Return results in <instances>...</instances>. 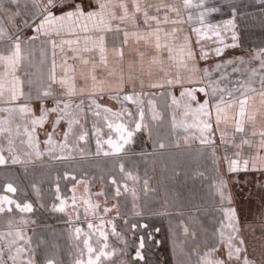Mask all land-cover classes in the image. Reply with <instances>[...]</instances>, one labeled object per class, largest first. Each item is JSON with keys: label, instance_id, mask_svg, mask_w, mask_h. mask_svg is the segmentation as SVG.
<instances>
[{"label": "crops", "instance_id": "obj_1", "mask_svg": "<svg viewBox=\"0 0 264 264\" xmlns=\"http://www.w3.org/2000/svg\"><path fill=\"white\" fill-rule=\"evenodd\" d=\"M82 2L87 10L89 0ZM120 2L111 0L117 16L123 14ZM124 2L131 15L132 0ZM5 3L6 0H0V4ZM139 3L142 9L152 5L148 8L149 15L157 16L161 23L151 21L149 27L141 12L136 13L134 21L114 20L112 31L85 33L77 29L75 34L65 32L51 37L41 34L35 40H29L36 35L32 29L23 28L21 61L16 69L23 95L9 102L5 93L0 98V109H18L28 104L32 111L22 115L18 111L0 110L3 122L0 127L6 130L0 135V154L7 161L0 165V197L13 201L8 204L0 200L4 209L0 212V264H29V261L87 264L88 246L94 249L92 259L101 249L110 253L101 256L97 264H197L198 258L212 248L216 251L209 259H227L229 235L236 237L234 244L239 239L244 241L241 255H246L251 264H264V160L259 159L264 157V150L259 148L262 139L259 133L264 131V102L259 94L262 84L258 83L259 76L264 79V71L257 64L259 57L264 58V0L237 2L245 9L236 18V41L242 48L228 55L232 58L229 61H233L229 64L233 67L232 97L238 100L245 92L248 97L243 132L235 131L238 103L227 110V122L222 120L217 127L215 108L211 105L221 93L211 95L209 88L210 94L206 96L199 91L210 80L218 89L226 87L218 77L221 67L217 71L219 64L210 59L212 41L219 42L222 37L219 31L210 28L208 10L215 8L210 0H191L190 7H185L184 0H139ZM161 5H170L178 12ZM205 9L206 13L201 11ZM165 13L167 23L163 22ZM23 19V15L17 17L16 24L22 25ZM116 24H120L121 31L115 30ZM195 24L203 25L199 33L194 32ZM157 27L161 44L173 48V59H169L167 47L156 49ZM0 28L6 32L0 39V54L7 55L13 43L9 37L14 39L16 27L2 14V9ZM99 35L104 37L106 64L100 63ZM52 39L57 44L55 49ZM62 40L73 43L62 45ZM188 48L195 53V59L186 61L188 67L184 68L179 62ZM201 50L207 53L205 59L200 58ZM81 58L96 63L97 81L102 83L97 84L95 97L89 96L92 81L89 79V87H85L81 77L82 72H90L92 63L85 66ZM53 63L57 82L52 83L53 95L43 101L44 107L54 108L56 100H61L69 104L67 111L71 116L62 118L54 131L58 113H49L43 126H35L30 146L25 129L31 130V119L40 115L41 101L36 96L51 83ZM193 64L196 71L190 70ZM70 68L75 72L69 71ZM204 69L208 70V76ZM66 73L70 83L74 76L76 85L71 96L65 95V88L59 84ZM243 79L248 84H243ZM154 84L159 86L153 87ZM186 90H192L195 99L181 96ZM117 94L120 100L113 98ZM123 95H134L138 102L124 101ZM93 98L100 108L92 104ZM206 99L212 112V128L204 136L211 143L202 144L201 132L195 125L208 118L197 114L195 109ZM105 108L111 112H105ZM140 109L144 112L141 129L134 132L120 153H114L106 141L109 138L118 141L115 125L122 123L134 129L135 122L140 120ZM69 119L78 122L72 124L65 142ZM109 123L113 124L112 129L108 128ZM49 133H53L51 145L45 143ZM83 133L86 138L80 140ZM97 140L101 142L99 148ZM245 140L248 143H243ZM37 151L41 155L37 156ZM105 152L110 154L104 155ZM14 157L16 163L12 162ZM234 160L238 161L237 170L231 171ZM220 180L225 186L218 190ZM8 184L16 191L8 192ZM25 204L31 205L30 211L21 210ZM229 208L235 211L231 223L239 229L236 233L228 227L225 210ZM89 224L93 227L89 228ZM185 227L188 233L184 232ZM193 232L195 236L191 235ZM17 249L23 251L18 253Z\"/></svg>", "mask_w": 264, "mask_h": 264}, {"label": "snow or ice", "instance_id": "obj_2", "mask_svg": "<svg viewBox=\"0 0 264 264\" xmlns=\"http://www.w3.org/2000/svg\"><path fill=\"white\" fill-rule=\"evenodd\" d=\"M93 5H95L93 7ZM111 0H89L88 9L86 10L82 0H6L5 4H0V9H2V14L4 16H7L10 18V21L15 24L16 27V34L13 39V37H9V39H12V50L9 52V54L4 55L0 54V98H3L5 93H8L9 102H15L19 96L23 95V92L21 91L20 85L21 81L18 76H16V69L21 61V34L23 31V28H31L32 31L36 34L34 36H30L29 40H35L39 37V35L43 34L45 36L51 37L53 35L60 36L62 33H69V34H75L76 30L79 29L85 33L88 32H96V33H102L105 31H112L113 30V21L119 20L121 23L128 19L135 20L136 13L143 14L144 23L151 26V21H155L157 25L161 23L159 18L154 15H149L148 8L152 7V5H147L142 9L141 4L139 3V0H132V7L134 11L129 13L128 5L124 2V0H121L119 3V8L122 9L123 14L120 16H117L115 11H113V8L116 7V5H111ZM185 7L191 6V0H184ZM162 8H167L169 11L178 12V9L173 8L170 5H161ZM160 9L158 8L157 11ZM57 12L60 14L57 15ZM23 24H16V18L22 16ZM191 19V17H189ZM201 20L203 21V14H201ZM165 23L168 22V16L165 13L164 15V21ZM173 23H177V21H172ZM231 23V22H229ZM116 31H121L120 24L115 25ZM195 32L199 33L200 29H194ZM160 29L157 27L155 29V36H156V49L159 51L162 48L167 47L169 52V59H173L172 52L173 48L169 47L167 44L162 45L160 42V36H159ZM176 32V29H173V34ZM6 34L4 28H0V39L4 37ZM153 33H150V35ZM124 37H125V43L127 42L128 32L124 31ZM90 39V37H88ZM99 41V52H100V63L106 64V49L104 46V37L103 35H99L97 37ZM185 41H187V37L184 38ZM52 43L53 48L57 46L55 39H52L50 41ZM73 43L71 40H62L61 44H71ZM78 43V41H77ZM197 43H199V36L197 39ZM90 49L85 48V51H89ZM184 49L181 47V52H183ZM216 54H221V49L217 48ZM119 55H123L122 51L119 52ZM207 57V53H205L203 50H201V59H205ZM75 58V57H74ZM195 59V53L191 50V48H188L187 52L184 56L181 57L180 65L184 68H187V62L189 60ZM82 64L87 66L89 63H92V68L90 72L81 74L82 79L85 81V87H89L87 84V81L90 79L92 81L91 88L93 91L89 92L90 97H95L96 92L95 89L97 87L98 82L97 76L95 74L96 70V63L94 60L89 59H83ZM154 62L155 58H154ZM222 67L221 65H217V71ZM261 67H264L262 65ZM191 71H196L195 65L193 64ZM69 71L72 73L75 72L74 68H70ZM204 74L206 76L209 75L208 70H203ZM50 81L51 83L48 84V86L44 89H41L36 99L41 101V109H40V115L38 117L31 119V125L32 128L29 130L28 128L25 129L26 133L29 136V145L31 146L32 140H33V134L35 132V126H43L44 122L47 120V117L49 113H58L57 119L53 124V130L55 131V125L59 124L60 120L64 118L65 116H71V113L67 111L69 108V104L65 103L61 100H56V107L54 108H46L44 107L43 101L53 95L52 92V83H56V77H55V64L53 63V69L52 73L50 75ZM179 80V76H177V81ZM169 84L172 83L171 80L168 81ZM216 85L219 84V81L214 82ZM59 84L61 87L65 88V95H73L76 92V85L74 83V76L72 77V82H69V79L62 78L59 80ZM213 82L210 80L208 85H205L204 87L199 88L200 92H203L206 96H208L210 93L208 89H211V95H216V93L219 91L221 95L219 96V99L216 101L215 104L211 105V107L215 108V123L217 127H219L222 120L226 123L227 122V110L231 109L233 104L238 103V117L236 123H235V131L236 132H243L244 131V117L246 115V107L248 103V97L246 92L242 93V98H239L238 100L234 99L232 97V92H227V99L225 98V95L223 94L225 90L218 89V87L212 86ZM262 88L259 92L260 96L262 97V102H264V79L261 80ZM153 87H157L159 85H152ZM81 92L84 91V88L82 87L80 89ZM251 91L255 92L256 89H251ZM187 95L191 97L192 99H195L193 96L192 90H186L185 92L181 93V96ZM117 100H120L121 97L119 94H117L115 97H113ZM31 99V97H29ZM122 99L124 101H130L133 103H137L138 100L134 97V95H123ZM175 99V98H174ZM61 104H63V107H61ZM81 104H83V101H81ZM92 104H94L97 108H100L101 106L96 104L95 99H92ZM77 107H80V105H77ZM2 111H9V112H16L18 111L20 114H27L30 113L32 110L28 106V104H24L22 106H19V108H9V109H0ZM105 112H111V109L105 108ZM126 112V110H125ZM195 112L199 115H202L203 117H206L208 119L200 120L199 124L195 125L199 128L201 132V143H211V141L204 136L205 132H209L212 128V124L210 123L212 112L210 111V105L209 100H205L202 104H199L198 108L195 109ZM96 115H99V112L95 113ZM113 115H118L117 113H113ZM128 116H131L132 114L130 112H127ZM139 117L140 120L135 122L134 129H128L126 128L122 123L115 125V131L119 134L118 141H113L111 138H109L106 143L111 147L114 153H120L124 147L125 144H128L134 135L135 131H139L142 127V121L144 117V112L142 109L139 110ZM157 116L154 113L153 119H156ZM250 119H254V117H250ZM75 119H69L68 124V131L64 132V138L65 142L67 141V137L69 133L72 130V124L77 123ZM3 122L0 121V124ZM202 125V126H201ZM108 128L112 129L113 124L109 123ZM6 130L3 127H0V135H2ZM255 134V133H254ZM52 135L53 133L48 134V140L45 141L46 144L51 145L52 144ZM86 133H83L79 136L80 140H85ZM261 136V142L259 144V148L264 150V131H261L259 133ZM221 140H224V134H221ZM100 140H97V146L99 148L100 146ZM243 143H248L247 140L243 141ZM12 144V141L9 140V145ZM61 147H64V145H61ZM161 148L164 147L163 144L160 145ZM239 147V146H237ZM13 149L10 147L9 151H12ZM109 152H105L104 155H109ZM36 155L39 156L41 153L39 151L36 152ZM61 158V157H56ZM259 159L264 160V157H260ZM7 161L5 160L4 156L0 154V165L5 164ZM13 163L17 162V159L14 157L12 160ZM238 161H231V171L237 170ZM245 168H247L248 161H244ZM255 166V164H254ZM121 171H123V165L120 166ZM113 183H115V180H113ZM225 186V183L223 180H220L218 184L216 185L218 190H221ZM6 190L8 192H15L16 189L11 185L8 184L6 187ZM117 194H119V189H117ZM221 198L223 199V193L221 191ZM0 200L7 201L8 204H12L13 201L8 200L7 197H0ZM73 202H75V198H73ZM17 207L19 208L20 205L17 204ZM22 211H30L31 205L25 204L24 207L21 209ZM63 210V208H61ZM3 207H0V212H3ZM105 211H108V209H105ZM226 217L229 221L228 227L232 228V231L234 233L238 232L239 229L232 225L231 221L235 218V211L234 209H227L225 210ZM93 226L89 224V228H92ZM223 224L221 228V237H223ZM77 232L80 230L77 229ZM188 228H184V232L188 233ZM101 236H104V233H100ZM192 236H195V233L193 232L191 234ZM236 239V237L229 235L228 240L226 242L227 247V259H219V258H212L209 259L208 257L211 256L212 252H215L216 249L212 248L209 252L205 253L203 257L198 258L197 264H233V261H236V264H251V262L248 260L247 256H242L241 253L244 251V249L241 247V245L244 244V241L242 239H239L238 244H234L233 240ZM223 242V240H222ZM85 244L87 245V241H85ZM104 247H107L105 245ZM89 253V259L87 261V264H97V262L100 260L101 256H108L110 253L104 252L103 249L100 250L99 255L95 257V259H92V253L94 252V249L91 246H88L87 248ZM23 251L22 249H17V252ZM140 253H137V256H139ZM11 258V257H10ZM29 264H31V261H29ZM48 264H52V261H49ZM77 264H83V261H77Z\"/></svg>", "mask_w": 264, "mask_h": 264}, {"label": "rangeland", "instance_id": "obj_3", "mask_svg": "<svg viewBox=\"0 0 264 264\" xmlns=\"http://www.w3.org/2000/svg\"><path fill=\"white\" fill-rule=\"evenodd\" d=\"M239 0H220V2L218 0H210V3L212 6H214L215 8H211L209 9V18H210V28L211 31L212 29H215L217 31H219L218 33H220L219 35H221V40L219 42L217 41H212L211 43V49L210 51H212L210 53V55H212V57L210 59H212V63L213 64H219L221 65V72L219 74V79L221 84L225 85L226 87L224 88V94H226V99L227 97V92L231 91L232 92V96H233V86H234V78H233V67L232 64L233 61H229L232 60V58L228 57L229 54H233V51H238L237 49H241L242 47H240L239 44V40L238 42L237 40V26H236V18L237 15L241 12L244 11L245 9H241V3H237ZM236 2V3H235ZM218 6H220L218 8ZM204 11V13L207 12V10H201ZM196 12V9H195ZM201 13V12H200ZM198 18V17H197ZM196 19V17H195ZM198 21H200V18L198 19ZM231 22V23H229ZM203 25H194V29H202ZM195 32V31H194ZM217 33V32H216ZM220 38V37H219ZM220 48L221 54L217 55L216 54V49ZM263 60V61H262ZM257 64L259 66V68L264 65V58H258L257 60ZM262 71H264V67H262ZM213 74V73H211ZM260 69L258 70V75H260ZM213 76V75H212ZM263 78L259 76L258 78V83L261 82ZM244 79H243V84H244ZM248 84V83H245ZM260 89V86H258ZM244 90V87H243Z\"/></svg>", "mask_w": 264, "mask_h": 264}]
</instances>
